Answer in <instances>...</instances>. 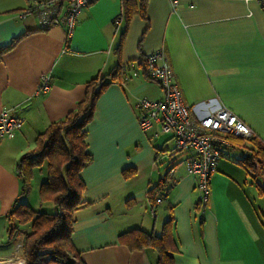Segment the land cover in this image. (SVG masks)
I'll return each mask as SVG.
<instances>
[{
    "label": "crops",
    "instance_id": "1",
    "mask_svg": "<svg viewBox=\"0 0 264 264\" xmlns=\"http://www.w3.org/2000/svg\"><path fill=\"white\" fill-rule=\"evenodd\" d=\"M33 1L0 0V48L21 37L0 56V112L13 109L25 120L12 138H0V259L10 257L30 230L21 225L18 238L10 235L8 214L16 202L38 210L20 195V158L51 123L77 109L90 80L120 66L122 76L103 89L86 126L93 159L80 173L85 204L75 212L72 234L83 263L156 264L154 248L131 249L121 235L133 229L161 235L171 221L175 264H264V177L247 171L249 150L237 141L250 146L254 136L264 144L261 1L96 0L82 10L71 37L64 26L42 29L34 15L21 18ZM159 50L194 117L226 107L252 130L249 139L230 137L203 209L197 207V178L185 165L190 153L174 152L171 135L155 137L158 125L148 132L139 125L138 99L163 97L140 64ZM43 75L50 77V90L38 95ZM163 150L169 152L158 158ZM162 182L166 186L157 195L164 196L155 204L149 191Z\"/></svg>",
    "mask_w": 264,
    "mask_h": 264
},
{
    "label": "trees",
    "instance_id": "2",
    "mask_svg": "<svg viewBox=\"0 0 264 264\" xmlns=\"http://www.w3.org/2000/svg\"><path fill=\"white\" fill-rule=\"evenodd\" d=\"M130 12L132 9L129 10ZM125 34L126 30L121 35L122 41ZM20 38L0 48V56L13 47ZM140 64L147 78L153 80L148 73L146 57L141 58ZM122 72V67L119 66L109 75L90 80L87 95L78 104L77 109L70 112L64 120L51 123L38 136L35 148L20 158L17 169L23 182L21 197L30 191L33 170L47 162L48 175L40 186V198L44 203L51 202L54 205V212L46 213L17 201L8 214L11 220L9 231L12 237L21 235L23 232L21 225H30V230L23 235V255L26 264H84L80 254L74 248L72 234L75 212L85 204L82 193L86 185L80 173L93 159L87 151L86 126L93 118L99 95L107 85L121 77ZM249 140L250 146L243 140H237L240 147L249 150V155L243 161L246 163L245 168L254 175L260 174L264 177V144L254 136ZM167 152L169 150L157 152V157ZM132 171L125 170V176L128 177L133 173ZM164 186L166 182H162L149 191V198L153 203L156 204L157 198L164 196L163 193L160 196L157 195ZM261 190L264 194V188ZM170 223L171 221L164 224L161 235L133 229L121 235V242L131 249L154 248L158 254L156 264H175L172 234L168 227Z\"/></svg>",
    "mask_w": 264,
    "mask_h": 264
},
{
    "label": "built area",
    "instance_id": "3",
    "mask_svg": "<svg viewBox=\"0 0 264 264\" xmlns=\"http://www.w3.org/2000/svg\"><path fill=\"white\" fill-rule=\"evenodd\" d=\"M96 0H34L32 4L20 13L21 18L34 15L42 29L52 26H64L67 37H71L82 10ZM264 8V0H260ZM177 4V0H173ZM119 24L120 19H115ZM149 76L156 81L162 91L160 100L140 98L135 103L138 111L139 125L142 131L148 132L155 125L159 133L171 135L175 141L174 152L188 151L190 156L185 161L188 173L197 178V189L200 192L199 208L207 206L211 187L210 178L217 170L219 161L224 154V148L231 146L230 137L249 139L252 136L250 127L235 115L230 109L221 107L215 112L196 118L186 105L183 92L175 81L173 70L164 51L159 50L146 56ZM50 77L43 75L37 91L38 95L50 90ZM25 123L23 117L13 109L0 112V138H12L16 131ZM169 177L175 176L171 168ZM158 197L156 203H161ZM154 213V211H153ZM23 237L15 242L14 252L8 258L0 259V264H26L24 259Z\"/></svg>",
    "mask_w": 264,
    "mask_h": 264
},
{
    "label": "rangeland",
    "instance_id": "4",
    "mask_svg": "<svg viewBox=\"0 0 264 264\" xmlns=\"http://www.w3.org/2000/svg\"><path fill=\"white\" fill-rule=\"evenodd\" d=\"M47 165L43 164L41 167H36L33 170V175L31 179V188L25 197H29L31 204L36 205L37 211L53 213L54 205L51 202L44 203L40 198V186L47 179Z\"/></svg>",
    "mask_w": 264,
    "mask_h": 264
}]
</instances>
